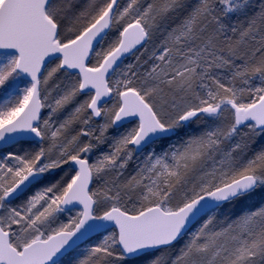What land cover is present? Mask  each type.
<instances>
[{
    "label": "snow or ice",
    "instance_id": "snow-or-ice-1",
    "mask_svg": "<svg viewBox=\"0 0 264 264\" xmlns=\"http://www.w3.org/2000/svg\"><path fill=\"white\" fill-rule=\"evenodd\" d=\"M0 93V264H264V0H0Z\"/></svg>",
    "mask_w": 264,
    "mask_h": 264
},
{
    "label": "trees",
    "instance_id": "trees-1",
    "mask_svg": "<svg viewBox=\"0 0 264 264\" xmlns=\"http://www.w3.org/2000/svg\"><path fill=\"white\" fill-rule=\"evenodd\" d=\"M125 1L126 0H120V2H125ZM159 39H161V37L159 36V34H157L154 37L153 41L149 43L148 51L144 52V57L143 58H146L149 55V53L153 49V45ZM138 54L139 53H137V55ZM134 57H135L134 55H132V56L130 55V57L124 58L123 62L120 64V68L110 78L111 79H117V77H119V71L122 70L125 67V65L135 62V58ZM89 63L90 64L95 63V59L94 58L91 59L89 61ZM224 82L227 83V81H224ZM240 86L241 85H240L239 81H237V87H240ZM79 97H82V95L79 96ZM74 105L75 104L73 103L71 106H74ZM76 127L78 128L79 125H77ZM198 127H203V125H199V126L197 124H192L191 125V128L193 130H198ZM168 143H169V141H160V142H157L156 144H158L157 146L164 147V149H165L167 147ZM20 145L26 146V150H33L35 144H29V143L23 142V140H22V142H20ZM261 145H264V138L257 137L256 138V143L253 145V147L254 148H259ZM45 147H46V145H45ZM133 168H134L133 164H132V162H130L128 167H127V169L124 171V175L121 177V180H124L128 176L134 174ZM62 175H64L63 170H57V171L52 173V175L49 177V179L50 178H58L59 176H62ZM14 201H16V200H14ZM259 205H260V198L258 197V198H256L255 201L249 202L248 205L226 206L225 208L221 209V211L218 212L216 215H217L218 221H223L225 216L235 217L236 215H238V214H240L242 212H247L250 207H259ZM102 211H103V207H100V206L96 207L97 214H100ZM69 213H71V214H69V216H65V213L61 214L59 216V221H62L63 223H66L70 217L75 216L77 214V213H74L73 209ZM202 222H203V220L201 219L200 221L195 222L191 226L188 235L185 237V240L188 239L191 236V234L197 230V228H199V226H200V224ZM112 231H115V229L114 228H109L106 232L102 231V232H99V233L89 237L86 241H84L83 243L80 244V247L78 249V253H76V254H79V255H82V256L83 255H87V251H88L89 247L100 243L102 238H103V236L110 234ZM181 243H183V241ZM120 264H123V262H120Z\"/></svg>",
    "mask_w": 264,
    "mask_h": 264
},
{
    "label": "rangeland",
    "instance_id": "rangeland-1",
    "mask_svg": "<svg viewBox=\"0 0 264 264\" xmlns=\"http://www.w3.org/2000/svg\"><path fill=\"white\" fill-rule=\"evenodd\" d=\"M119 3L121 5V7L125 6L127 3H128V0H126L125 2H120L119 0ZM132 56V55H131ZM127 57H130L127 56ZM135 58V57H134ZM54 66V64H49L48 67H52ZM117 76V75H116ZM119 77H117L118 79ZM9 97L5 96L3 93H0V106H3V103L6 99H8ZM86 97L84 95H82V97H79L77 98V100L74 102V106H71L72 104H70L61 114H60V119L62 120L63 118H65L72 110L73 108L76 106L77 103H79L80 101H82L83 99H85ZM115 98H109V100H107L106 102V106L108 107H111L113 102H114ZM47 109H44L43 110V113L42 114H46L47 113ZM227 115V114H226ZM104 123V119L103 118H97L95 121H93V124H92V127H97L98 125L100 124H103ZM131 127H134V124L133 123H130V122H125L123 123V127H121L119 129L120 132H124V131H127L128 129H130ZM117 134V129L116 128H110L108 130V133H107V136L109 138L111 137H114L115 135ZM45 145L47 147V142H45ZM158 144H150L148 146H146L142 152H136L133 156V160L131 161L132 164H133V172L135 173L136 169H137V166L139 165H142V162L144 160V155L150 150V149H155V151L157 153H160L162 152V150H164V147H161V146H157ZM8 147H11V145H6L2 148H0V151H2L3 149L5 148H8ZM36 145H34V149H35ZM106 145L105 146H102L103 149H106ZM33 149V150H34ZM13 151H16L20 154H23L24 150H26V146H23V145H20V143H17L16 146L12 149ZM99 151L100 150H97V152L93 155L92 159H95V155L96 154H99ZM91 162V161H90ZM70 165H66L64 166L65 170H68L70 169ZM57 171V170H55ZM54 171V172H55ZM64 172V171H63ZM74 174V173H73ZM52 179V178H50ZM44 183H47V181H45ZM43 184L41 185H36V186H33L32 188L29 189L28 192L25 193V196L21 197L20 200H16V201H13V204L16 205V204H20L27 196H30L31 194H33L37 188L39 187H42ZM100 187V182L99 181H93L92 185H91V188L92 189H96V188H99ZM100 207H104V205H100ZM74 210V213H77L78 211H80L79 209H73ZM65 213V216H69V212H64ZM63 214V213H62ZM61 215V214H60ZM59 215V216H60ZM59 222H62V221H59Z\"/></svg>",
    "mask_w": 264,
    "mask_h": 264
},
{
    "label": "water",
    "instance_id": "water-1",
    "mask_svg": "<svg viewBox=\"0 0 264 264\" xmlns=\"http://www.w3.org/2000/svg\"><path fill=\"white\" fill-rule=\"evenodd\" d=\"M107 99H108V98H105V100H107ZM125 122H127V121H124V122H121V123L123 124V123H125ZM22 139H26V138H22ZM3 146H5V145L0 144V147H3ZM90 186H91V185H90ZM69 207H71V209H72V208H79L80 210H82V206H80V205L69 206ZM105 223H108V224H109V227H108V228H114V227L111 225L110 222H105ZM194 223H195V222H194ZM194 223H193V224H194ZM193 224H192V225H193ZM192 225H191V226H192ZM191 226H190V227H191ZM114 229H115V228H114ZM97 233H99V232L92 233L91 236H93V235H95V234H97ZM91 236H89V237H91ZM89 237H88V238H89ZM88 238H87V239H88ZM87 239H86V240H87ZM86 240H85V241H86ZM83 242H84V241H82L81 243H83ZM81 243H80V244H81Z\"/></svg>",
    "mask_w": 264,
    "mask_h": 264
}]
</instances>
